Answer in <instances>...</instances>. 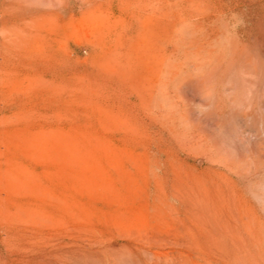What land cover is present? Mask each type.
Here are the masks:
<instances>
[{"label": "rangeland", "instance_id": "1", "mask_svg": "<svg viewBox=\"0 0 264 264\" xmlns=\"http://www.w3.org/2000/svg\"><path fill=\"white\" fill-rule=\"evenodd\" d=\"M0 264H264V0H0Z\"/></svg>", "mask_w": 264, "mask_h": 264}]
</instances>
